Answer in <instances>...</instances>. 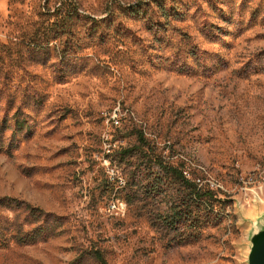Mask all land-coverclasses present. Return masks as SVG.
I'll return each mask as SVG.
<instances>
[{
	"label": "rangeland",
	"instance_id": "1",
	"mask_svg": "<svg viewBox=\"0 0 264 264\" xmlns=\"http://www.w3.org/2000/svg\"><path fill=\"white\" fill-rule=\"evenodd\" d=\"M61 1L119 30L87 19L67 63L50 49L1 66L0 199L62 228L0 247V264H99L93 250L105 264H246L264 215V0H162L161 17L154 0H0V45L47 27ZM139 1L149 20L128 15ZM155 161L215 192L217 219L168 225L188 192ZM15 217L1 210L0 228Z\"/></svg>",
	"mask_w": 264,
	"mask_h": 264
},
{
	"label": "trees",
	"instance_id": "2",
	"mask_svg": "<svg viewBox=\"0 0 264 264\" xmlns=\"http://www.w3.org/2000/svg\"><path fill=\"white\" fill-rule=\"evenodd\" d=\"M152 3H156V8L162 15L168 16L166 13L165 5L162 0H154ZM149 3L145 4L143 1H139L136 4H132L127 7L129 16H148L147 9ZM171 11L177 12V8ZM49 20L47 21V27L43 28L41 31H33L29 34L22 35L19 40L12 41L8 44L0 45V68L4 65V61L7 59L9 65L12 67L21 68L26 61H34L38 56L47 55L50 49L56 51L59 55V60L61 63H67L69 61L70 55L66 54V48H68V42L76 37V31L74 28L76 24L85 25V21L88 19L90 29L96 32L99 23H103L106 26L114 27V31L118 32L119 26H114L112 14L107 13L108 16L103 18V20H95L94 18L88 16H82L78 13L76 6L72 2L61 1L58 2L53 11H49ZM148 19V20H149ZM50 22V23H49ZM64 38V39H63ZM55 43L54 46H50L51 43ZM59 45L61 46L59 50ZM45 57V56H43ZM38 61V60H37ZM6 73L4 76H7ZM58 77L61 74H57ZM121 111V110H120ZM110 114H108L109 116ZM125 115H122L118 119V125ZM111 122V121H110ZM112 124V123H111ZM157 167L173 181L179 182L180 185L188 192L186 200L181 203V208L184 209V213L175 210L177 207H172V214L166 215V222L170 226H175L182 219L191 221V228L193 226L192 221H198V212L203 213V222H213L217 219L219 210H216L215 203L217 202V197L215 192L209 188H197V184L193 179L186 178L183 175V171L172 166H164L162 163L155 161ZM121 203L111 204L112 210H118ZM179 207V206H178ZM1 210H19L26 213V217L18 222L17 217L11 218L10 220H5L4 223L6 228H0V247L13 242L19 246H28L35 243L44 242L46 240L52 239L61 233V220L59 218H53L51 224L49 225L48 220L53 217L38 208H33L28 204L8 198L0 199V211ZM187 216V217H186ZM198 232H192L189 237L196 235ZM93 260L99 264H105L104 257L101 252L93 250L90 253Z\"/></svg>",
	"mask_w": 264,
	"mask_h": 264
},
{
	"label": "water",
	"instance_id": "3",
	"mask_svg": "<svg viewBox=\"0 0 264 264\" xmlns=\"http://www.w3.org/2000/svg\"><path fill=\"white\" fill-rule=\"evenodd\" d=\"M246 264H264V215L251 222Z\"/></svg>",
	"mask_w": 264,
	"mask_h": 264
},
{
	"label": "built area",
	"instance_id": "4",
	"mask_svg": "<svg viewBox=\"0 0 264 264\" xmlns=\"http://www.w3.org/2000/svg\"><path fill=\"white\" fill-rule=\"evenodd\" d=\"M120 109L118 107L114 108L110 115L108 116V120L111 121L113 125H118V119L122 116Z\"/></svg>",
	"mask_w": 264,
	"mask_h": 264
}]
</instances>
